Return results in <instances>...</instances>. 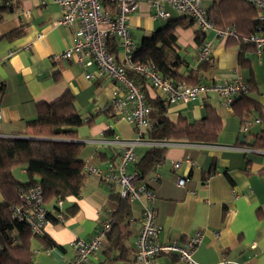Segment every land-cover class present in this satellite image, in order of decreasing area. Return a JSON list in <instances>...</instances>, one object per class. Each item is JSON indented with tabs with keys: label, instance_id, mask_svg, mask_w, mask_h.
I'll return each mask as SVG.
<instances>
[{
	"label": "crops",
	"instance_id": "obj_1",
	"mask_svg": "<svg viewBox=\"0 0 264 264\" xmlns=\"http://www.w3.org/2000/svg\"><path fill=\"white\" fill-rule=\"evenodd\" d=\"M203 1L207 11L217 0H207L206 5ZM165 8L171 12L169 18L154 17V9L142 1L129 15L128 28L136 47L169 20L180 18L168 6ZM258 16L259 10L257 19ZM59 17L60 7L55 0H0V136H28L26 122L36 118V105L51 103L70 92L83 120L92 119L77 128L76 139L83 143L79 158L101 170L115 167L119 152L111 139L134 137L133 126L124 119H113L104 110L114 85L107 76L86 77L96 72L90 57L80 62L59 57L75 41L74 28L57 25ZM197 31L200 30L193 21L189 26L176 25L173 29L175 44L169 57L175 55L178 72L183 76L193 73L196 83L225 82L240 73L250 89L231 107L224 105L216 94L169 104L167 117L173 123L199 120L209 106L219 115L221 129L215 142L164 140V160L139 182L154 192L148 204L154 207L161 226L158 242H184L200 230L201 240L193 252L197 263L219 264L225 257L243 264H264V149L252 146L264 126L252 123L247 132L240 130L244 119L252 120L264 113V51L258 53L243 40L245 36L216 38L214 31L208 30L203 41L212 42L211 57L201 64ZM114 41L112 52L119 62L121 46L118 39ZM142 83L147 96L155 97L156 91L147 82ZM146 149L135 148L137 160ZM175 161L179 162L177 168L173 166ZM134 163L128 170H135ZM20 171L26 174L23 168ZM154 172L159 175L158 182L150 177ZM177 177L185 178L183 186L177 185ZM19 181L26 182L27 178ZM62 201L63 221L48 223L41 234L53 245L48 246L36 237L30 240L34 264H68L75 255L73 241L89 239L110 217L122 221L129 232V252L125 259L108 262L104 242L87 264H138L133 251L141 226L140 201L130 202L129 217L121 218L106 184L97 175L87 173L80 195ZM44 205L53 217V204ZM155 262L182 264L173 253H162Z\"/></svg>",
	"mask_w": 264,
	"mask_h": 264
},
{
	"label": "built area",
	"instance_id": "obj_2",
	"mask_svg": "<svg viewBox=\"0 0 264 264\" xmlns=\"http://www.w3.org/2000/svg\"><path fill=\"white\" fill-rule=\"evenodd\" d=\"M60 7V17L57 25L74 28V43L66 48L59 57L78 62L84 57H90L96 64L95 74L86 77L107 76L113 83L111 98L104 110L115 120L124 119L132 124L135 136L124 139L114 136L111 142L118 147L119 162L106 170L84 162V169L88 175H97L108 187L121 198L129 202L142 203L141 226L134 240V260L138 264H156V258L162 253H173L182 264H199L193 258V252L201 240L200 230L193 233L184 242L171 240L160 243L156 240L161 226L156 221V211L148 202L154 198V192L146 184L139 182L137 170H128V166L137 160L135 148L138 146L154 147L167 146L164 140L150 139L147 135L152 126L142 85L136 81L135 76L147 82L155 91L156 96L165 99L168 104L187 103L201 99L207 94H216L224 105L231 107L234 101L248 93L249 82L240 74L235 73L231 80L210 83H186L161 75L152 64L135 63L133 61L136 45L132 40L128 28L129 15L134 12L139 2H146L154 9V17L169 18L173 10L176 15L186 17L193 21L197 29L205 33L214 31L216 38L236 37L237 33L231 26L217 28L208 19L203 0H55ZM259 10L258 21L261 31L253 32L243 37V40L254 46L260 53L264 51V0H244ZM118 39L121 46V60L118 62L115 54L109 50L107 41ZM212 42L204 40L198 49V59L208 61L211 57ZM132 75H130V73ZM252 123L264 126V113L251 119H244L241 132L249 130ZM173 166L177 168L179 162ZM151 179L159 181V175L152 173ZM177 185L183 186L184 177H177ZM17 194L20 204L12 205L10 216L12 219L26 224L35 235H41L45 226L54 221H63V201L57 199L54 208V220L48 216L43 201V189L36 183L28 186H18ZM115 221L114 217L102 222L87 240L77 238L72 245L75 255L68 264H87L89 259L98 252L103 244L106 234ZM219 264H243L239 261L223 257Z\"/></svg>",
	"mask_w": 264,
	"mask_h": 264
},
{
	"label": "trees",
	"instance_id": "obj_3",
	"mask_svg": "<svg viewBox=\"0 0 264 264\" xmlns=\"http://www.w3.org/2000/svg\"><path fill=\"white\" fill-rule=\"evenodd\" d=\"M103 5L107 6L106 0H103ZM206 15L217 28L234 26L237 39L262 29L257 19V8L244 0L213 1ZM191 24L192 20L186 17L169 20L165 27L142 39L134 51L133 61L152 64L165 77L196 83L197 78L193 73L183 76L178 72L173 53L169 57L175 44L174 27ZM204 36L202 31L196 32L199 45ZM114 40L107 41L110 51L115 49ZM205 62L207 61H201V64ZM135 79L141 85L144 82L138 76H135ZM144 94L151 108L149 117L152 126L147 131L150 139L216 141L221 129V119L211 107L206 106L205 115L199 120L187 122L182 119L173 123L167 117L168 102L158 96H147L145 91ZM36 107V118L26 122L28 136H0V193L3 197V201L0 202V264H34L30 245L32 237L40 239L48 246L53 245L46 236L33 234L26 224L11 218V206L21 203L17 187L40 184L44 204L51 203L55 208L57 199L79 196L86 177L84 162L79 158L83 143L76 137L77 128L89 124L92 119L83 120L75 108L74 98L70 92L63 93L51 103H40ZM252 146L264 149V129L255 136ZM166 149L164 146H154L143 152L134 163L139 179L148 177L155 165L164 160ZM17 168L25 170L26 182H21L15 177L13 171ZM109 193L117 202V213L121 218L129 217L131 203L119 197L115 191L109 190ZM48 216L54 220L49 212ZM117 219L104 240L107 242L108 262L125 259L129 252L127 245L129 232L122 226V221ZM113 252L115 253L112 254Z\"/></svg>",
	"mask_w": 264,
	"mask_h": 264
},
{
	"label": "rangeland",
	"instance_id": "obj_4",
	"mask_svg": "<svg viewBox=\"0 0 264 264\" xmlns=\"http://www.w3.org/2000/svg\"><path fill=\"white\" fill-rule=\"evenodd\" d=\"M207 0H204L203 1V4H207V2H206ZM15 173H16V176L18 177H16L18 180H25L26 178H27V175L26 174H24L23 175V173L20 171V168H17L16 170H15Z\"/></svg>",
	"mask_w": 264,
	"mask_h": 264
}]
</instances>
